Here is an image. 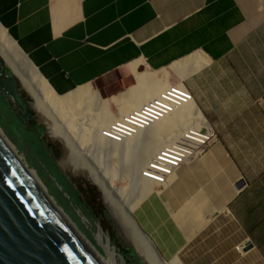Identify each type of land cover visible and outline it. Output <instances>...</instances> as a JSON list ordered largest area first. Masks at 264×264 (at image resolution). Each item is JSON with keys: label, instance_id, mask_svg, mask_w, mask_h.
<instances>
[{"label": "crops", "instance_id": "crops-1", "mask_svg": "<svg viewBox=\"0 0 264 264\" xmlns=\"http://www.w3.org/2000/svg\"><path fill=\"white\" fill-rule=\"evenodd\" d=\"M0 25L59 96L204 58L180 82L216 139L133 219L171 264H264V0H0Z\"/></svg>", "mask_w": 264, "mask_h": 264}, {"label": "bare ground", "instance_id": "bare-ground-1", "mask_svg": "<svg viewBox=\"0 0 264 264\" xmlns=\"http://www.w3.org/2000/svg\"><path fill=\"white\" fill-rule=\"evenodd\" d=\"M0 56L19 77L23 88L32 97V108L37 113L38 121L44 124L48 136L63 144L65 157H68L73 150L74 141L83 145L92 139L93 149L96 151L105 152L111 156L121 155L124 158L126 165L122 173L124 178L128 179L132 192L136 194L132 198L127 197V185L113 186L111 180L99 177L95 170L80 167L75 174L86 177L97 187L107 213L115 224L119 238L125 244L134 247L143 264H169L160 257L147 236L139 230L131 214L147 195L170 178L179 164L201 154L209 146L208 144L205 148L197 150L194 145L196 138L199 142L204 141L193 136L192 133L198 132L200 128H206L208 132H211V128L207 127L206 120L199 112L197 105L193 103L185 86L182 83L170 85L171 76L164 70L159 72L163 73L165 80L163 81L164 78L156 80V72L144 68L141 62L129 64L130 74L135 83L129 85L127 93L119 96V100L115 101L117 117L115 116L117 113L113 114L114 112L112 113L109 109L107 101L92 93L87 85L62 96L56 95L1 26ZM180 62L173 64L170 69L177 74L181 73L180 77L174 74L184 80L187 76V73L183 71L184 68L189 65L194 66L195 69L199 68L201 65L204 66L206 60L201 56H194L185 63ZM140 66L144 71H138ZM189 73L192 72H188V76ZM170 88L188 95L189 100L184 99L183 103L177 104L176 102L166 103V114L161 111V106L151 109L149 116L142 114L143 104L165 95ZM84 111L90 117V128L78 134L73 130V124L81 115L79 112ZM88 111L93 112L89 114ZM132 113H138V115ZM130 114L132 117L134 115V119H129ZM59 123L63 124L68 130L67 133L76 139H67L61 133ZM0 133L22 162L1 129ZM200 145L202 144L199 143ZM22 164L24 165L23 162ZM25 168L48 202L56 206L35 173L26 166ZM56 212L98 264H123V262H117L119 257L116 256L115 246L112 247L110 243L103 241L102 238L106 235L100 228L95 239L104 255L96 250L64 213L62 214L58 209Z\"/></svg>", "mask_w": 264, "mask_h": 264}, {"label": "rangeland", "instance_id": "rangeland-1", "mask_svg": "<svg viewBox=\"0 0 264 264\" xmlns=\"http://www.w3.org/2000/svg\"><path fill=\"white\" fill-rule=\"evenodd\" d=\"M169 69L170 67H167L164 71L171 76L169 81L170 85L181 83V78L179 79L177 76L180 77L182 74H177ZM138 71H144L143 67L140 66ZM132 77L128 66L100 78L90 85H87V88H89L92 93L97 94L100 98L105 99L109 105V109L112 113L114 112L113 114L117 113L115 116L118 117L115 101L119 100V96H123V94L125 95L127 93L129 85L135 83L134 78ZM155 78L156 80H162L164 78L163 73L156 72ZM164 80L165 78L163 81ZM21 93L26 99H28L23 91H21ZM116 97L119 98L117 99ZM88 112L90 114L91 111ZM79 114L81 115L77 117L73 124V130L78 134L82 131H87L90 128V117L88 116V113H85L84 111L79 112ZM15 115L16 112L10 111L7 105H5V107L0 105V129L4 136L14 146L16 153L21 157L22 162L28 169L35 173L45 187L47 194L101 255H104V252L95 239V235L99 228L103 234L106 235L103 236V241H107L112 247L115 246L114 250L116 256L119 257L117 262L130 264V258L125 256V254L127 252L134 254V247L125 244L124 241L119 238L115 224L111 216L107 213L106 206L102 202L101 193L97 187L86 177L80 174H75L80 167L95 170L99 177L102 176L111 180L112 184H114L113 186L127 185V197L132 198L136 194L132 192L133 190L131 186L128 185V179L124 178L122 173V170L126 165L124 158L121 155L111 156L105 152L101 153L96 151L93 149L92 139L83 145L79 144L78 141L73 142L71 140L74 148L70 152V155L65 157V149L60 141L52 140L48 135L44 140H40L31 129L28 133L22 131L20 125L13 121ZM35 119V117H32V124ZM40 124L44 125L42 123ZM59 128L61 129V133L67 139H76L72 137L70 133H67L68 130L63 124L59 123ZM29 137L34 138V140L49 153L55 167L72 185L71 188H65L57 181L52 169L46 164V162H44L36 147L30 143ZM114 169L117 171H114ZM115 173H117V177ZM128 190L131 191L129 192ZM131 216L133 217V212ZM168 263L171 264L170 262Z\"/></svg>", "mask_w": 264, "mask_h": 264}, {"label": "water", "instance_id": "water-1", "mask_svg": "<svg viewBox=\"0 0 264 264\" xmlns=\"http://www.w3.org/2000/svg\"><path fill=\"white\" fill-rule=\"evenodd\" d=\"M0 98L24 127L35 117L30 129L40 140L46 138L32 97L1 56ZM24 165L0 133V264H98L57 214L61 208L48 202ZM133 252L125 254L130 264H143Z\"/></svg>", "mask_w": 264, "mask_h": 264}, {"label": "built area", "instance_id": "built-area-1", "mask_svg": "<svg viewBox=\"0 0 264 264\" xmlns=\"http://www.w3.org/2000/svg\"><path fill=\"white\" fill-rule=\"evenodd\" d=\"M184 99L189 100V96L185 95L183 92H179L175 88L174 89L170 88V91H167L165 93V95H162V96L154 99L153 101L150 100L147 103L143 104V106L141 107L142 108V114L149 116L148 113L151 112V109L158 108V106L162 107L161 111L164 114V112L166 111V108H165L166 103L167 104L173 103V102H176V104L178 102L183 103L185 101ZM132 114L138 115V113H132ZM132 114L129 115V119H134V115H133V117L131 116ZM165 114H166V112H165ZM192 134H193V136L199 137V138L203 139V141H204V142H199L197 140V138L195 139V141H196L195 143H197V144L194 143V145L196 146L197 150H199L201 148H205L208 144L212 143L216 139V136L212 132V130H211V132H208V130L206 128H200L198 130V132L192 133ZM199 143H201L202 145L199 146ZM245 247H246V245H241V246L236 247V250H237V252H241L242 250L245 249Z\"/></svg>", "mask_w": 264, "mask_h": 264}, {"label": "trees", "instance_id": "trees-1", "mask_svg": "<svg viewBox=\"0 0 264 264\" xmlns=\"http://www.w3.org/2000/svg\"><path fill=\"white\" fill-rule=\"evenodd\" d=\"M0 105H2L3 107H5V104L2 102L1 98H0ZM13 121H14V122H17V123L20 125V127L22 128V131L28 133L29 130H26L24 127H22L21 124L19 123V121H18L15 117H13ZM33 133H34V132H33ZM34 134H35V133H34ZM29 141H30V143H32V144L36 147V149H37L39 155L42 157V159L44 160V162H46V164L52 169V171L54 172V174H55V176H56L57 181H58L61 185H63V187H65V188H71L72 185L68 182V180H67V179H66V178H65V177L59 172V170L55 167V165H54L52 159L50 158L49 153L46 152V150H45L42 146H40V145L34 140V138L29 137ZM73 191H74V190H73ZM75 192H76V190H75Z\"/></svg>", "mask_w": 264, "mask_h": 264}, {"label": "flooded vegetation", "instance_id": "flooded-vegetation-1", "mask_svg": "<svg viewBox=\"0 0 264 264\" xmlns=\"http://www.w3.org/2000/svg\"><path fill=\"white\" fill-rule=\"evenodd\" d=\"M23 96H24V95H23ZM24 98L26 99V97H25V96H24ZM5 105H7V104H5ZM19 114H20V116H22V114H21V113H19ZM15 116H16V115H15ZM22 117H23V116H22ZM31 121H32V117H30V118H29V120H28V124H27V126H26V127H24V126H23V125H22L20 122H19V123H20V124H21V126H22V127H24L26 130H30V127H31V125H32V122H31Z\"/></svg>", "mask_w": 264, "mask_h": 264}]
</instances>
